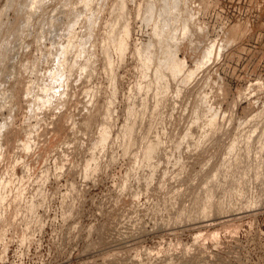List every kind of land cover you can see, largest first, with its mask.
Wrapping results in <instances>:
<instances>
[{
  "label": "rangeland",
  "instance_id": "374dc122",
  "mask_svg": "<svg viewBox=\"0 0 264 264\" xmlns=\"http://www.w3.org/2000/svg\"><path fill=\"white\" fill-rule=\"evenodd\" d=\"M169 2L0 0L5 264H264V0Z\"/></svg>",
  "mask_w": 264,
  "mask_h": 264
},
{
  "label": "bare ground",
  "instance_id": "6f19581e",
  "mask_svg": "<svg viewBox=\"0 0 264 264\" xmlns=\"http://www.w3.org/2000/svg\"><path fill=\"white\" fill-rule=\"evenodd\" d=\"M164 1H167V0H164ZM168 1H170V0H168ZM171 2H172V0H171ZM171 2H169V3H170V5L172 6V5H173V4H172L173 2H172V3H171ZM177 2H178V0H176V4H178ZM167 3H168V2H167ZM176 4L173 5L174 8H175V10L177 9L176 6H175ZM168 5H169V4H168ZM153 6H154V5H153ZM164 6H165V4L163 5V10H162L161 8H160V9L165 13L167 10L164 9ZM166 6H167V5H166ZM171 6H168V9H169V7H170L171 9H173ZM151 7H152V6H151ZM157 7L159 8V6H157ZM160 7H161V6H160ZM154 8H156V5H155V7H153V9H154ZM165 8L167 9V7H165ZM178 8H179V7H178ZM151 9H152V8H151ZM153 9H152V11H153ZM156 9H157V8H156ZM158 10H159V9H158ZM158 10H156L157 13L159 12ZM169 10H170V9H169ZM169 10H168V11H169ZM175 10H174V11H175ZM178 10H179V9H178ZM149 11H151V10L149 9ZM152 11H151V12H152ZM168 11H167V12H168ZM151 12H150V13H151ZM154 12H155V9H154ZM167 12H166V13H167ZM171 12L173 13V11H171ZM171 12H170V13H171ZM152 13H153V12H152ZM160 13H162V12L160 11ZM164 13H163V17H164ZM174 13H175V12H174ZM148 14H149V13H148ZM167 14H168V13H167ZM159 15H160V14H159ZM161 15H162V14H161ZM171 15H172V14H171ZM171 15H169V17H171ZM175 15H176V14H175ZM177 15H178V13H177ZM177 15H176V16H177ZM167 16H168V15H167ZM172 16H173V15H172ZM176 16H175V18L177 19V17H179V16H177V17H176ZM173 17H174V16H173ZM173 17H172V18H173ZM165 18H166V16L164 17V19H165ZM172 18H170V19H172ZM175 18H173V19H175ZM162 19H163V18H162ZM173 19H172V20H173ZM165 20H166V19H165ZM167 20H168V17H167ZM187 20H188V19H187ZM173 21H174V20H173ZM164 22H165V21H164ZM166 22H167V24H169V23L171 24L172 21L170 22V20H169V21H166ZM166 22H165V23H166ZM162 24H163V22H162ZM170 24H169V25H166V24H165V27H166V28H167V26H168V31H169V28H171V27H170ZM163 25H164V24H163ZM51 26H52V25H51ZM173 26H174V25H172V29H173ZM52 27H53V26H52ZM165 27H164V28H165ZM168 31H167V32L161 31L160 33L162 34V37L166 36V35L169 33ZM170 31H171V29H170ZM173 33H174V32H173ZM171 34H172V33H171ZM162 37H161V39H162ZM165 38H166V37H165ZM167 38H169V37L167 36ZM167 38H166V39H167ZM164 40H165V39H164ZM167 40H168V39H167ZM161 41H162V40H161ZM166 43H167V42H166ZM173 45H174V44H173ZM172 49H173V48H172ZM172 49H170V47H169L168 50L165 49V50H166V53H167V52L169 53V55H168L169 58L165 60V61H167V62L165 63V64H166L165 66H166V68H167L168 71H169V69H170L173 73H176V71H178V69L180 68L182 61H180V60L178 61V60H177L178 58L175 59V57L172 55L174 51L171 53V50H172ZM168 56H167V54H166V57H168ZM166 57H165V58H166ZM176 57H177V56H176ZM1 61H2V59H1ZM2 62H3V61H2ZM163 62H164V61H163ZM162 64H163V63H162ZM163 66H164V65H163ZM163 66H161L160 69H162ZM165 66H164V67H165ZM164 67H163V68H164ZM182 67H183V65H182ZM166 68H165V69H166ZM160 69H159V70H160ZM159 75L161 76V75H162V72H160ZM164 77H165V75H164L162 78H164ZM160 78H161V77H160ZM162 78H161V79H162ZM104 137H105V136L103 135V138H104ZM152 143H153V142H152ZM152 143H150V144L147 143V144H146V145H147V148H146V154H147L148 156L151 155V154L155 151V145H156L157 143H156V142H154L153 144H152ZM155 143H156V144H155ZM156 147H157V145H156Z\"/></svg>",
  "mask_w": 264,
  "mask_h": 264
},
{
  "label": "built area",
  "instance_id": "2783aa9c",
  "mask_svg": "<svg viewBox=\"0 0 264 264\" xmlns=\"http://www.w3.org/2000/svg\"><path fill=\"white\" fill-rule=\"evenodd\" d=\"M9 248L6 245H0V264H5L6 262H8V258H9ZM6 257V258H5ZM1 258H5V260H1Z\"/></svg>",
  "mask_w": 264,
  "mask_h": 264
}]
</instances>
